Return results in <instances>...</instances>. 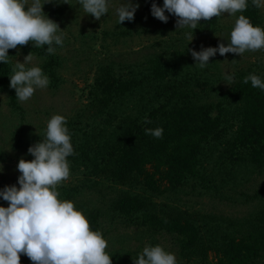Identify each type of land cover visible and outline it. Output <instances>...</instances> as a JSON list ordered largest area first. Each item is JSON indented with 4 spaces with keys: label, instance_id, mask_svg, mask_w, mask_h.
<instances>
[{
    "label": "trees",
    "instance_id": "1",
    "mask_svg": "<svg viewBox=\"0 0 264 264\" xmlns=\"http://www.w3.org/2000/svg\"><path fill=\"white\" fill-rule=\"evenodd\" d=\"M151 3L147 0L144 9L157 19L150 13ZM241 14L254 26L261 22L259 7L251 0L236 15ZM220 17L201 20L200 31L215 29ZM46 48L29 43L16 49L43 58L42 70L55 86L60 61L57 52L48 55ZM16 49H9V56ZM168 52L119 70L112 64L96 68L85 106L67 121L75 151L67 159L70 170L82 174L84 188L70 187L60 193L61 199L73 201L91 229L104 238L106 218L119 217L146 226L152 234L173 235L189 261L264 264V184H252L264 177V91L243 82L249 74L264 80V68L236 70L233 80L221 87L204 83L210 79L188 65V50ZM12 66L10 57L7 64L0 63V88L8 91L9 104L18 109L15 90L9 87ZM145 117L151 123H144ZM157 127L163 128L162 138L145 134L146 128ZM43 139L38 136L30 146ZM198 177L205 189L212 187L211 181L218 187L213 192L240 199L250 209L233 216L182 207L177 194L184 188L194 191ZM6 185L0 182V188ZM85 187L108 196V204L81 200ZM225 187L233 195L224 193ZM0 205L7 202L0 200ZM106 251L112 264L122 256L120 251ZM20 264L32 262L21 255Z\"/></svg>",
    "mask_w": 264,
    "mask_h": 264
},
{
    "label": "clouds",
    "instance_id": "2",
    "mask_svg": "<svg viewBox=\"0 0 264 264\" xmlns=\"http://www.w3.org/2000/svg\"><path fill=\"white\" fill-rule=\"evenodd\" d=\"M53 0H0V63L7 64L9 49L29 43L41 48L47 45L48 55H54L57 46H63V30L44 11L43 6ZM62 3H67L63 0ZM110 0H77L86 14L100 20L109 12ZM260 7L264 0H251ZM249 0H163L158 5L152 0L150 13L167 23L169 15L176 17L177 28H197L201 20H211L224 13L236 15L248 7ZM139 8L133 0H122L116 8L118 24L133 21ZM169 15H166L165 13ZM193 39V38H192ZM264 50V29L254 26L243 14L239 15L230 31L227 46L203 47L190 50L196 67L206 69L217 53H235ZM29 53L23 62L17 61L9 76V87L16 98L28 101L37 89L50 84L49 77L39 66L28 67ZM232 81V76H226ZM264 91V80L249 74L243 82ZM144 123H151L146 117ZM145 134L162 138L163 128H146ZM31 160L21 158L17 164L20 173L17 184L0 188V264H20L21 255L32 264H112L107 241L98 230H92L89 220L74 202L61 199L58 186L70 176L68 157L75 155L66 117L53 115L44 130V139L29 146ZM3 166L0 165V172ZM133 264H177L174 253L163 246H145Z\"/></svg>",
    "mask_w": 264,
    "mask_h": 264
},
{
    "label": "rangeland",
    "instance_id": "3",
    "mask_svg": "<svg viewBox=\"0 0 264 264\" xmlns=\"http://www.w3.org/2000/svg\"><path fill=\"white\" fill-rule=\"evenodd\" d=\"M62 2L63 0H53L52 3L43 6V11L63 30V46H57L56 50L60 61L57 69L60 79L57 84L54 86L50 81L46 88L37 89L28 101L21 102L17 99L18 109L9 104L8 91L0 88V165L3 166L0 182L9 186L17 184L20 174L17 170L19 160L33 159L27 150L38 136L44 135L47 121L57 114L66 117L68 121L83 109L89 85L93 82L98 66L112 64L119 70L124 65H134L155 53L169 55L168 51L188 50L189 53H186L188 65L198 69L205 80L211 81L204 83H214L221 87L229 83L225 77L232 76V72L236 70L251 69L261 72L264 68V50L246 51L242 56L235 53L221 56L217 53L210 58V64L206 69L194 66L196 61L190 50L200 51L203 47H217L220 43L227 46L237 15L222 14L215 29L202 33L198 24L194 30L187 27L177 28L176 17L167 12L165 13L169 15L167 23L151 18L144 9L147 0H133L139 4L134 20H126L122 24L117 23L116 15V8L122 0H110L109 12L100 20L86 14L77 4V0H67L69 4ZM259 10L261 22L258 26L264 29V3ZM28 54L16 49L10 56L12 67L17 61L23 62ZM31 55L32 61L27 66L42 68L43 58L32 53ZM82 179L79 171L70 170V176L58 186L59 193L73 186L81 185L84 188ZM203 183L205 182L198 177L194 179L196 187L194 191L187 188L180 190L177 197L183 202L182 207H188L196 212L233 216L243 215L250 209L249 204L238 202L240 199L232 201L226 199L227 196L223 193L213 192V188L218 187L211 181L209 184L212 187L209 189H205ZM254 183L255 187L264 184V177L254 180L252 184ZM249 187L253 190L251 184ZM96 191L97 189L85 187L81 200L90 199L106 206L108 196L105 197ZM222 191L232 194V190L226 187ZM109 212L110 215L113 214L112 210ZM105 225L108 229L105 237L107 248L122 253V256L116 259V264H133V259L138 257L145 246L157 244L174 253L177 264L200 262L195 258L189 261L182 257L175 237L168 233L152 234L146 226L129 224L128 220L119 217L106 218ZM213 261L214 258L210 255L209 262Z\"/></svg>",
    "mask_w": 264,
    "mask_h": 264
}]
</instances>
